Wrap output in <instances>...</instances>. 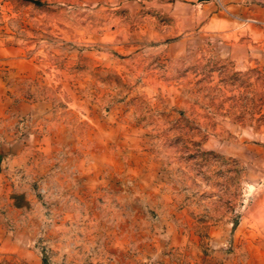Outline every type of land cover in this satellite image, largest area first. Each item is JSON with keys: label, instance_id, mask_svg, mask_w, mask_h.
Here are the masks:
<instances>
[{"label": "rangeland", "instance_id": "obj_1", "mask_svg": "<svg viewBox=\"0 0 264 264\" xmlns=\"http://www.w3.org/2000/svg\"><path fill=\"white\" fill-rule=\"evenodd\" d=\"M264 264V0H0V259Z\"/></svg>", "mask_w": 264, "mask_h": 264}, {"label": "crops", "instance_id": "obj_2", "mask_svg": "<svg viewBox=\"0 0 264 264\" xmlns=\"http://www.w3.org/2000/svg\"><path fill=\"white\" fill-rule=\"evenodd\" d=\"M0 264H17L14 259H11V256H6L0 259Z\"/></svg>", "mask_w": 264, "mask_h": 264}]
</instances>
